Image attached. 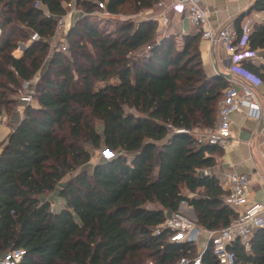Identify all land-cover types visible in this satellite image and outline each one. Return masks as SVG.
<instances>
[{
    "label": "trees",
    "instance_id": "obj_1",
    "mask_svg": "<svg viewBox=\"0 0 264 264\" xmlns=\"http://www.w3.org/2000/svg\"><path fill=\"white\" fill-rule=\"evenodd\" d=\"M69 1L82 15L66 31V50L61 43L50 48ZM157 1L0 0V114L13 125L0 141V255L22 248L17 264H143L147 252L156 264H176L196 255L195 243H170L168 230L153 228L181 200L204 230L235 217L216 176L202 172L221 149L194 136L215 126L229 84L204 72L201 32L181 34L180 43L177 34H162L152 15L111 31L91 20L96 10L118 15L127 7L138 15ZM250 10L264 13V0ZM25 24L40 40L28 42ZM235 31L238 41L239 22ZM19 40L27 45L14 56ZM248 51L264 58V20L252 23ZM240 67L264 84L263 63L243 60ZM40 71L37 105L25 104L15 120L21 81ZM101 144L116 155L86 166L89 147ZM60 183L63 204L54 211L47 195ZM233 250L236 264H264V227L249 252L237 244ZM201 264H217L210 248Z\"/></svg>",
    "mask_w": 264,
    "mask_h": 264
},
{
    "label": "built area",
    "instance_id": "obj_2",
    "mask_svg": "<svg viewBox=\"0 0 264 264\" xmlns=\"http://www.w3.org/2000/svg\"><path fill=\"white\" fill-rule=\"evenodd\" d=\"M202 1L204 0H169V5H167L164 1L158 0L155 6L160 9V13L154 18L166 25L168 19L165 12L168 8L185 12L190 24L201 32V38L207 40L211 45L221 44L230 53L227 67V73L230 77L226 79L229 84L224 89L223 96L217 105V122L211 129L204 130L198 135L194 133L195 138L201 142L225 148L231 137V116L234 112L247 108L262 114L261 95L257 91L260 82L240 67L243 60L258 62L261 57L257 51H248V35L252 29L251 22L247 21L241 26L242 37L236 41L237 33L235 29L226 26H210L207 11L201 6ZM39 4L41 3L35 2L34 6L44 8L42 4L41 6ZM98 7L105 10V1L98 2ZM65 8L66 14L58 17L55 33L51 40L56 37L60 29L67 31L65 17L68 14L81 11L74 1L67 2ZM145 11L140 12L138 16L145 18L147 16L144 13ZM104 12L109 15L108 12ZM132 17H135V15H132ZM23 27L29 30L26 24ZM37 40H40L39 34L29 30L28 42ZM51 40L50 45L52 44ZM244 45L247 47L243 48ZM58 48L65 51L66 45L61 43ZM232 76H238L240 80L232 79ZM25 82L29 88H32L28 81ZM18 91L20 92V103L29 104L33 99V90L28 89L24 93L20 89ZM202 172L211 174L208 168L203 169ZM216 178L220 189L223 191L224 203L235 213V217L226 226L219 229H202L197 224L196 218H188L184 215V209H191L192 207L186 200H181L178 210L169 214L161 224L153 228L154 234L168 230V241L170 243L194 242L197 245V253L194 257L182 256L176 264H201L202 254L207 248L211 249L217 264H236L233 246L237 244L244 251L249 252L254 233L259 228L264 227V202H249L247 198L249 177L234 171H224ZM194 196L195 194H190L188 197L192 198ZM201 232L204 233L205 237L200 242L198 238ZM23 256L24 250L22 248L9 249L0 255V264H17ZM143 264L156 263L146 261Z\"/></svg>",
    "mask_w": 264,
    "mask_h": 264
},
{
    "label": "crops",
    "instance_id": "obj_3",
    "mask_svg": "<svg viewBox=\"0 0 264 264\" xmlns=\"http://www.w3.org/2000/svg\"><path fill=\"white\" fill-rule=\"evenodd\" d=\"M169 5V0H162ZM254 0H204L201 6L207 11L208 22L211 27L226 26L235 29L236 22L241 27L245 22H261L264 13L250 10ZM146 15L156 17L160 13L158 7H153L144 12ZM168 22L162 24L157 19L158 29L162 34L173 33L189 34L197 31L190 24L185 12L168 8L165 12ZM71 14L65 17V21ZM156 20V19H155ZM67 27H69L67 25ZM247 47L246 45L243 48ZM199 51L204 72L208 76L218 75L217 71L227 73L229 65V52L221 44L211 45L207 40L200 37ZM258 62L264 64L261 57ZM226 79V78H225ZM232 79L239 81L238 76ZM260 93V104L262 114L256 110L242 108L232 114L231 137L225 148H220V153H214L215 165L209 169L211 174L218 177L224 171H234L249 177L247 198L249 202H264V84L257 86ZM3 118V119H2ZM0 122V138L2 140L8 135L12 128L9 122L4 123L2 117ZM17 116H15V120ZM198 135L199 133H195ZM185 210V209H184ZM192 218H195L193 209H186Z\"/></svg>",
    "mask_w": 264,
    "mask_h": 264
},
{
    "label": "rangeland",
    "instance_id": "obj_4",
    "mask_svg": "<svg viewBox=\"0 0 264 264\" xmlns=\"http://www.w3.org/2000/svg\"><path fill=\"white\" fill-rule=\"evenodd\" d=\"M35 4V3H34ZM41 6V4H39ZM42 7V6H41ZM95 17H92V22L95 23V25H97L98 27H100L101 29L105 30V31H111L113 30L116 25L121 22V21H126L128 19H133V20H138L141 18V16H138V15H135V17H132L133 14L130 13L129 10H127V7L124 8V10H122V12L118 15H112V14H109V15H106L105 12H102V11H98L96 10L95 11ZM82 15V10L80 12H76V13H72L70 18L65 21V24L68 25L69 27L73 26V24H75L76 20L78 19L79 16ZM23 26V25H22ZM67 34V32L63 29H60L56 35V37L51 40V45H50V48H52L54 45L56 44H60V43H66V39H65V35ZM177 36H178V40L179 42L181 43V35L179 33H177ZM24 42V43H23ZM27 45V43L24 41H21L19 40L17 42V47L16 49L13 51V55L17 56V54H21L23 52V46ZM68 52V51H66ZM45 68H46V65H44L42 67V71H45ZM40 72H38L30 81H28V83L32 86V88H29L28 84L25 82V81H21L20 83V86L18 89L21 90L22 93H24L25 91H27L28 89L29 90H33L34 91V85L35 83L38 81L39 77H40ZM15 98H17V105L15 107V110L17 112V117L20 118L21 117V113H22V109H23V105L24 104H21L20 103V92L17 91V94L14 95ZM29 103V102H28ZM31 105L33 106H36L37 103L35 101V99L33 98L30 103ZM4 117L5 118V121L4 123L7 124L9 123V119L7 118V114L6 112H2L0 114V121L1 118ZM3 119V118H2ZM2 122H0L1 124ZM203 131H195V133H202ZM2 140V137L0 138V141ZM89 151H90V154H91V160L89 162V164H87L86 166H91L92 164L96 163V162H99V161H102V160H107V159H110L112 157H114L116 155V152H111L109 151L103 144L100 145L99 148H92V147H89ZM74 173L76 172H72L71 174L67 175L63 181L65 182L70 176H72ZM58 185L56 187V189L50 193L49 195H47L48 199L50 200V207L54 210V211H58L60 209V207L62 206L63 204V201L57 197V193H58V190L61 186V184ZM183 192L187 193V191L185 189L182 190ZM184 215H186L188 218H191L189 212L185 211L184 210ZM204 233L201 232L199 234V240L200 242L204 239ZM198 244V243H197ZM194 250H197V245H195L194 247ZM146 261H154L155 262V258L153 256L150 255V253H147L146 252V255L143 257L142 259V263L146 262Z\"/></svg>",
    "mask_w": 264,
    "mask_h": 264
},
{
    "label": "water",
    "instance_id": "obj_5",
    "mask_svg": "<svg viewBox=\"0 0 264 264\" xmlns=\"http://www.w3.org/2000/svg\"><path fill=\"white\" fill-rule=\"evenodd\" d=\"M25 46H23L22 48L24 49ZM18 55V54H17ZM258 55L260 57H263V53H258ZM217 74L218 75H221L222 77L228 79L230 77V75L228 73H223V72H220V71H217Z\"/></svg>",
    "mask_w": 264,
    "mask_h": 264
}]
</instances>
